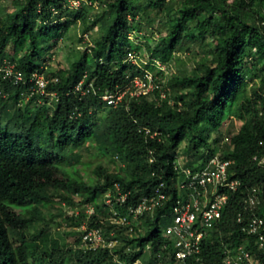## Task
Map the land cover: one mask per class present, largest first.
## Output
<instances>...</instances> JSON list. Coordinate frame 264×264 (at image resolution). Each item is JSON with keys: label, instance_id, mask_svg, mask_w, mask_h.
Wrapping results in <instances>:
<instances>
[{"label": "trees", "instance_id": "16d2710c", "mask_svg": "<svg viewBox=\"0 0 264 264\" xmlns=\"http://www.w3.org/2000/svg\"><path fill=\"white\" fill-rule=\"evenodd\" d=\"M13 1L21 7L0 14V67L14 63L26 83L0 76V264H115L108 250L79 247L80 231L69 233L71 244L52 235L44 209L56 198L93 204L96 211L88 227L106 234L115 230L125 244L116 252L127 262L142 255L145 241L153 240L154 251L160 250L167 239L159 236L158 218H145L148 231L130 238L105 220L104 195L118 184L128 193L127 206L164 182L176 196L182 141L189 136V156L182 167L197 170L216 154L211 133H217L214 142H219L229 117L242 125L236 134L228 132L220 156L230 161L229 179L240 187L229 193L221 220L203 242L202 258L204 264H222L224 245H243L264 264L254 237L242 232L248 220L242 200L254 189L260 200L254 213L264 221V0H183L176 15L173 0H90L106 6V31L68 69L56 72L46 70L45 54L77 19L85 24L84 32L96 19L89 25L86 7L73 9L67 0ZM155 18L167 34L160 28V43L153 49L146 44L150 62L167 64L176 52L192 53L197 43L207 52L192 74L167 83L168 95L154 81L148 92L127 93L116 106H108L102 95L126 89L135 77L146 80L155 69L150 63H130L128 57L142 49L129 41L130 33L145 30L143 22L152 25ZM207 36L209 44L204 43ZM34 72L49 78L47 94L30 96L28 80ZM81 81L84 93L75 90ZM89 141L102 154L119 159L122 174L99 167L96 182L68 171L61 178L59 164L68 151ZM68 218L73 227L82 225V217ZM129 245L132 251L126 252Z\"/></svg>", "mask_w": 264, "mask_h": 264}, {"label": "built area", "instance_id": "2783aa9c", "mask_svg": "<svg viewBox=\"0 0 264 264\" xmlns=\"http://www.w3.org/2000/svg\"><path fill=\"white\" fill-rule=\"evenodd\" d=\"M0 76L14 84L26 83L23 73L17 71L15 64L9 61L0 67ZM136 78H139V81L136 82ZM51 80L56 82L58 79L54 77ZM28 81L31 83L30 96L47 94L49 78L45 74L34 72L29 76ZM146 82L147 78L142 80L140 77H135L126 89L115 93L107 92L101 98L108 106H116L127 93L137 96L148 92L149 90L136 92L140 88L145 89ZM91 87L89 84L87 89ZM75 90L82 93L86 91L82 81L77 84ZM51 95L55 96L54 93ZM145 131L150 134L149 129ZM262 162L264 163V160ZM230 164L229 160L223 159L216 153L197 170L176 165V196L172 195L171 186H167L164 182L156 186L152 193L143 196L136 204L127 206L125 203L128 193L122 192L118 184L104 195L103 202L109 212L105 220L115 227L123 228L122 233L130 238H140L145 235L149 229L143 225L145 218L151 220L158 218L159 221L167 219L169 224L164 236L167 241L160 243V250L154 251L153 240H148L144 243L142 255L127 262V259L121 258L119 252H116L125 244L118 238L115 230L106 234L101 228L87 227L85 224L82 226L81 247L108 250L115 264H204L203 242L221 220L228 204L229 193L237 192L240 187L239 181L229 179ZM242 202L248 218L242 227V232L253 236L258 249L264 252V221L254 213V208L260 203L256 189L244 197ZM85 209L88 217L95 212L91 204L85 205ZM237 220L239 223L243 222L244 217L241 213ZM223 249L222 264H252L254 259L257 264L259 262L243 245H234L232 248L224 245ZM129 251H132L130 245L126 248V252Z\"/></svg>", "mask_w": 264, "mask_h": 264}, {"label": "rangeland", "instance_id": "374dc122", "mask_svg": "<svg viewBox=\"0 0 264 264\" xmlns=\"http://www.w3.org/2000/svg\"><path fill=\"white\" fill-rule=\"evenodd\" d=\"M67 1L73 9H78L84 6L86 7L89 15V25L94 19H96L97 22L88 32H84L85 24L81 19H77L76 24L65 33L64 38L59 39L58 42L54 44V47L45 54V58L48 59L45 63L46 70L51 72L68 69L74 61L80 58L86 48L91 47L95 41L102 36L107 28V16L105 15V9L107 10L106 6H101L98 2L92 3L90 0ZM182 2L183 0H173V15L178 13V9ZM20 7L21 5L16 4L13 0L4 1L0 3V14L5 15L7 13H11ZM141 14L142 13H140V15ZM167 21L168 19H165L163 20V23H166ZM159 23V18H155L152 25H148L143 22L145 30H133L128 37L131 43L140 45L142 48L140 53H130L129 62L141 65L148 63L155 65V69L148 72L146 77L147 85L145 86V89L140 88L136 91L137 93L153 89L157 83H154V81H159L161 83L160 85H162V93L164 95L167 94L165 92V90L168 89L167 83L174 77H182L183 73L192 74L194 69L197 67L198 62L205 55V52H207V50H203V48H201L200 43H197L192 45V53L176 52L167 64H161L157 60H152L150 62L146 44L153 49L160 43L161 35L158 32L160 28L164 36L167 34V30L159 26ZM210 41V37L207 36L204 43L209 44ZM135 81H139V78H136ZM255 81L257 82L258 79ZM164 95L161 97H165ZM170 101L173 102V99ZM39 103L42 104V101H39ZM241 125V122L234 121L232 117H229L224 121L220 128L221 140L219 142H214V139L217 137V133H211L209 142L217 154L222 152L223 144L228 141V132L231 131L232 134H236ZM189 141L190 139L187 135L180 145V158L176 160V165L178 167H182V161H186L185 159L189 156ZM202 151H207V148H202ZM99 167H103L109 173L118 172L122 174L121 168L123 165L119 159L102 154L98 146L94 144V142L89 141L85 145H81L73 151H68L66 154V160H63L62 163L59 164V170L61 171L60 177H64V172L68 171L71 175L76 174L85 182H96L98 180L96 171ZM44 213L46 214L47 219L51 222L52 235L59 241H65L70 244L73 241V236L69 233L78 231L79 228L73 227L72 222L68 217H82V224H85L88 221L85 205L78 204V200H76L74 204H68L65 202H59L58 198H56L53 205L44 209ZM168 224L169 222L167 219L159 221V236L166 235L165 231ZM252 264H257L256 259H254ZM258 264L260 263L258 262Z\"/></svg>", "mask_w": 264, "mask_h": 264}, {"label": "clouds", "instance_id": "9594fccd", "mask_svg": "<svg viewBox=\"0 0 264 264\" xmlns=\"http://www.w3.org/2000/svg\"><path fill=\"white\" fill-rule=\"evenodd\" d=\"M2 78V77H1ZM3 79V78H2ZM4 80H6V79H4ZM32 96V95H31ZM52 96V95H51ZM114 186V185H113ZM103 200H104V197H103V199H102V202H103ZM104 203V202H103ZM87 204H91V203H85L84 205H87ZM91 205H93V204H91ZM94 206V205H93ZM94 208H95V206H94ZM96 211V210H95ZM95 213V212H94ZM93 215V214H92ZM92 215H90L89 217L87 216V218H88V220L90 219V217L92 216ZM84 224H82L81 226H79L78 228V231H80V232H82L83 233V230H82V226H83ZM85 225L88 227V221H87V223H85ZM81 228V229H80ZM146 242V241H145ZM79 247H81V244H80V246Z\"/></svg>", "mask_w": 264, "mask_h": 264}]
</instances>
